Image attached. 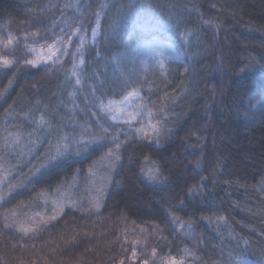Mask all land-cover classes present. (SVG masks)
<instances>
[{
  "label": "trees",
  "instance_id": "trees-1",
  "mask_svg": "<svg viewBox=\"0 0 264 264\" xmlns=\"http://www.w3.org/2000/svg\"><path fill=\"white\" fill-rule=\"evenodd\" d=\"M74 1L0 0V23L17 38L12 48L0 49L15 59L0 69V124L12 117L13 126L36 103L52 109L67 100L71 53L79 33L89 37L101 3L110 7L94 44L83 45L81 68L85 83L96 84L99 77L96 86L108 96L121 94L112 61L127 38L117 25L131 0H80V11ZM147 1L156 9L173 3L186 34L183 64L144 91L159 135L120 144L112 184L96 212L86 205L66 208L35 235L3 228L5 214L32 207L40 196L71 184L84 188L104 147L54 165L2 199L0 264H141V250L150 257L153 247L156 258L149 264H159L165 252L180 254L187 225L225 262L247 257L264 264V196L258 187L264 177V120L245 118L264 92V0ZM64 20L72 22L71 29ZM80 25L87 30L73 35L59 64L25 63L33 39L51 43L63 35L61 28L72 34ZM150 169L159 170V179L150 178ZM133 240L143 241L135 260Z\"/></svg>",
  "mask_w": 264,
  "mask_h": 264
},
{
  "label": "rangeland",
  "instance_id": "rangeland-1",
  "mask_svg": "<svg viewBox=\"0 0 264 264\" xmlns=\"http://www.w3.org/2000/svg\"><path fill=\"white\" fill-rule=\"evenodd\" d=\"M79 2L80 0L74 1V7L78 11H80ZM128 6L125 18L117 25L121 35L125 33L127 38L121 43L120 50L112 61L115 73H117L116 78H120L122 83V88L119 89L121 94L118 97L108 96L96 86L100 83L99 77L96 78V84L88 83V81L85 83L86 77L83 75L82 69L79 76L80 85H76V78L72 77L71 86L65 93L67 100L59 102L56 108L47 109L36 103L21 115L13 126H10L13 121L12 117L6 118L0 124V138L7 136L9 132L21 133L19 147L14 150L0 151V155L4 156L3 163L7 169V176L4 178L3 184L0 185V197L3 199L21 191L38 175L56 164L68 159H78L97 148H105L101 159L87 176L88 181L84 188L80 189L76 184H71L68 188L52 196H40L32 207L17 212L16 219L31 224L32 217H35L37 221L41 216L46 220L54 214L57 217L61 212H54L53 201L62 203L63 210L86 205L89 210L96 212L95 205L98 203L99 208L101 207L118 165V161L102 159L106 157L109 149L115 150L112 137L118 135L121 144L131 139H140L153 134L150 130L147 135L135 131L141 127L148 129L150 123L154 124L153 116L150 120L147 112L143 114V117L126 123L123 119L112 120L110 114L101 110L100 105L101 103L107 104L109 101L118 103L130 91L136 89L140 92L141 98L136 99L134 104L143 103L150 110L144 91L168 69L183 64L185 54L182 49L186 34L179 27L178 18L172 8L173 3L170 5L169 2L167 9L160 7L156 9L147 0H131ZM9 33L6 27L0 23V38L6 40ZM65 33L73 37L71 33ZM79 35L82 34L79 33ZM98 35L99 31L97 37ZM94 42L90 32L89 37L85 38L84 45L86 43L94 44ZM52 43L29 45L27 48L30 53L29 60L35 59L37 54L46 53L47 44ZM33 47L36 49L35 53L30 50ZM176 53L180 54L179 59L176 58ZM157 61L164 63L163 70ZM48 63L52 64V61L43 56L35 66ZM129 110L133 111L134 108H129ZM41 117L44 119L42 124L40 123ZM245 118L249 122L264 120V92L252 105ZM84 128L88 129L87 134L84 133ZM30 133L31 136H29ZM62 137L68 139L62 141ZM58 141L67 143L68 150L64 156L53 161L51 158L55 156L54 146ZM2 143L3 140L0 139V144ZM113 163L114 166H110ZM37 169L39 170L37 171ZM0 176H3V171H0ZM258 187L264 196V177L260 180ZM11 221L12 218L9 217L8 222L11 223ZM184 234L186 242L180 254L174 255L165 252L159 264H168V259L171 257H175L177 260L183 257V264H226L221 253L205 236L193 229L189 230L187 227L184 229ZM185 249L188 250L187 255ZM232 264L259 263L247 257H237Z\"/></svg>",
  "mask_w": 264,
  "mask_h": 264
},
{
  "label": "snow or ice",
  "instance_id": "snow-or-ice-1",
  "mask_svg": "<svg viewBox=\"0 0 264 264\" xmlns=\"http://www.w3.org/2000/svg\"><path fill=\"white\" fill-rule=\"evenodd\" d=\"M78 7V6H77ZM110 7L109 3H101L99 6V11L94 13L95 15V21L94 25L91 28V36L93 41H95L98 31L101 27V18L102 15L105 13L106 10H108ZM74 22V21H73ZM68 29L72 28V22L69 20H64L62 22ZM87 29L83 26L80 25L77 27L76 31L72 33V35H75L76 33L86 31ZM60 32L63 35H60L56 38V40L53 41L52 44H47V52L43 53V55L37 54L35 59L31 60H26L25 63L30 64L35 66L40 62V60L43 58V56L47 57V60L52 61L53 64H59L62 60V58L65 55H68V45L71 43L72 36L67 35L65 33V28H61ZM33 37L36 36V33L32 34ZM28 37L25 36V40L27 41ZM17 38L13 36L11 33H9L7 39L0 38V49H9L12 48L14 43L16 42ZM85 42V37L83 35L80 36V44L76 47V50L71 53L73 57V64H72V70L70 73V76L68 77L69 80H71L72 77H75V83L76 85H80L81 81L79 79L80 73L82 71L81 66L84 64L83 60V52L82 48ZM33 43H38L37 40L33 39ZM33 53L36 52V49L33 47L30 49ZM77 55H80L81 59L79 60V63L75 62V57ZM179 53H176V58L179 59ZM15 62L14 58H9L6 55L0 54V69H7L10 66L13 65ZM159 64L160 68L163 70L164 69V63L162 61H157ZM11 83V81H10ZM2 96V94H0ZM140 92L136 89H133L128 93L127 96H125L121 101L114 102V101H109L107 104L101 103L100 107L101 110L104 111L106 114H110V118L114 121L121 120L123 119L126 123H130L133 120H136L138 117H143V114L145 112L148 113L149 119L151 120L152 118V112L147 108V105L141 103L139 105H135L134 101L136 99H140ZM129 108H134L133 111H130ZM40 123H44L43 117H41ZM151 131L155 133L156 135H159L160 133V128L158 127V122L156 124H151L148 129L141 127L137 128L135 131L140 134L147 135L148 131ZM84 133H88V129L84 128L83 129ZM106 131V130H105ZM31 136V133L29 134ZM3 140V143L0 144V151H8V150H14L16 147H19L21 144V133L16 132V133H11L9 132L7 136H4L0 138ZM68 138L67 137H62V141H66ZM112 142L115 144V150L109 149L106 157L102 159H107L109 161H118L120 159L118 152L120 149V141H119V136L115 135L112 137ZM55 148V156H53L51 159L55 161L58 157H62L65 155V153L68 150V144L67 143H61L57 142V144L54 146ZM4 161V156L0 155V171H3V176H0V185L3 184L4 178L7 176V169H5V165L3 163ZM110 166H114L113 164H110ZM41 167H44V165H41ZM39 169H37L38 171ZM158 169H150L149 170V175L151 179H159L158 177ZM91 173V169H90ZM3 197H0V200H2ZM69 201L71 202V198L69 197ZM53 204L55 205L54 212H62L63 211V204L59 203L57 201H53ZM96 209H99V204L97 203L95 205ZM39 215V214H37ZM17 213L16 212H10L4 215L3 219L5 221L3 228L4 229H9V228H15L17 231L24 233L25 235H28L29 233H32L35 235L37 231L42 230L40 228L41 224H47L49 220H55L56 215H52L49 217L47 220L41 216L40 220L37 221L35 217H32V223L28 224L27 222H22L18 219H16ZM9 217L12 218L11 223H9ZM187 228L191 230L192 226L187 225ZM143 231V230H141ZM31 238V237H30ZM75 239V237H73ZM125 240H127V237H125ZM143 244V241L140 240H133L132 241V250H131V257L133 260L137 258V250H136V245ZM15 247V245H13ZM125 251H127L125 249ZM156 248H152L151 256H146L145 252L146 249L141 250V256H144V259L141 261V264H149V260H155L156 258ZM185 254H188V250L185 249ZM0 261H3V257L0 256ZM120 264H124L123 259L120 261ZM168 264H183V257H181L180 260H177L175 257H171L168 259ZM226 264H231V260L227 261Z\"/></svg>",
  "mask_w": 264,
  "mask_h": 264
}]
</instances>
